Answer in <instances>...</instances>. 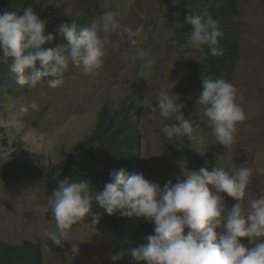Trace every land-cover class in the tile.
<instances>
[{
  "label": "rangeland",
  "instance_id": "374dc122",
  "mask_svg": "<svg viewBox=\"0 0 264 264\" xmlns=\"http://www.w3.org/2000/svg\"><path fill=\"white\" fill-rule=\"evenodd\" d=\"M30 1L42 20L48 22L62 13L65 17L58 16L54 24L75 20L80 26L96 25L101 37L106 35L99 31V26L107 10L116 12L125 27L142 31L133 38L137 41L135 45L126 35L123 39L108 35L103 66L98 73L85 76L70 65L63 76L64 84L58 88H50L48 80H42L36 88L14 83L0 91V239L40 243L46 264H120V260L113 261L111 256L123 252V240L125 243L128 232L115 238L106 235L100 217L94 226L88 225L90 216L85 220L88 224L73 225L63 247L45 241L44 232L55 230L48 203L50 196L45 189V178L31 174L25 163L31 161L59 171L66 154L92 133L102 106L119 109L127 106L133 95L137 102L134 111L142 109L141 153L148 159L147 171L155 182L163 187L169 180L175 183L184 167L189 170L203 167L190 154L177 149L164 154L161 147L163 138L181 149L188 143L194 155L221 145L212 136L207 120L196 116L202 78L194 74L192 63L201 62L204 52L172 37L176 26L186 20L184 11L188 15L197 14L208 4L204 0H101L93 13H88L92 0ZM217 1L208 0L210 4ZM237 12L234 26L240 55L228 81L238 90L237 102L247 119L238 125L235 143L231 147L221 145L223 155L217 161L226 170L233 164L252 169L247 201L264 194V0H240ZM69 14L75 18H67ZM62 46L67 47L68 42ZM140 50L143 57L137 55ZM121 60L124 65L118 64ZM164 90L183 105L181 111L185 117L193 120L191 139L186 136L168 139L161 132L164 125L176 123L174 117L164 120L151 111L157 95ZM31 102L37 103L38 110L20 113L21 104ZM221 195L226 207L231 209L236 201L226 193ZM139 221L147 222L134 217L126 227L131 229ZM150 225L154 228V224ZM151 234L154 233L140 230L142 244L147 243L146 237ZM241 242L250 246L248 238H241ZM73 244L80 250L76 255L71 252Z\"/></svg>",
  "mask_w": 264,
  "mask_h": 264
},
{
  "label": "clouds",
  "instance_id": "9594fccd",
  "mask_svg": "<svg viewBox=\"0 0 264 264\" xmlns=\"http://www.w3.org/2000/svg\"><path fill=\"white\" fill-rule=\"evenodd\" d=\"M97 2L101 3V0ZM199 12L189 15L183 12V16L187 15L185 24L191 26V31L186 33L187 45L197 50L206 45L211 55H223L224 49L219 47L223 38L220 21L209 13ZM58 16L65 17L60 13L46 22L34 12L32 5L24 8L22 14L16 11L0 13V64L8 66L19 86L36 88L43 78L51 77L47 81L48 87L58 88L64 84L63 76L70 65L85 76L98 73L103 66L108 35L115 34L122 39L126 35L135 45L137 41L133 38L142 31L141 28L134 31L125 27L117 19L116 12L107 10L99 26V31L106 34L104 37L99 35L96 25L85 27L71 20L57 27L68 46L45 48L43 46L54 39L51 34L45 35V28L54 27L53 22ZM97 18L100 19L99 12ZM137 55L143 57V50ZM196 64L194 74L202 78V91L195 104L196 116L207 120L211 134L219 144L231 147L236 140L238 125L247 119L237 102L238 90L229 79H224L225 76L209 75L201 62ZM26 70H31L30 74L26 75ZM156 101L151 111L164 120L174 117L176 121L161 128L164 136L191 139L193 120L185 117L181 111L183 105L166 90L157 95ZM29 109L38 110L37 103L21 104L19 111L24 114ZM187 147L188 143L184 149ZM187 151L191 153L192 149ZM215 164L198 170L184 167L182 176H177L175 183L169 180L163 187L149 181L142 173L128 175L125 169L112 170L111 182L95 195L86 182L61 180L48 201L55 230L44 232L45 241L51 240L63 247L73 225L86 223L89 216L91 224H86L94 226L99 223V217L92 212L95 201L108 215L119 212L121 216L143 218L154 224V234L146 237L147 243L128 250L138 262L264 264V194L246 201L252 169L233 164L230 170H226ZM222 193L236 201L231 209L226 207ZM241 238H248L250 246L242 243ZM44 246L48 248L47 243ZM79 251L78 245L73 244L72 254ZM123 255L124 252L114 253L111 259L118 261Z\"/></svg>",
  "mask_w": 264,
  "mask_h": 264
},
{
  "label": "trees",
  "instance_id": "16d2710c",
  "mask_svg": "<svg viewBox=\"0 0 264 264\" xmlns=\"http://www.w3.org/2000/svg\"><path fill=\"white\" fill-rule=\"evenodd\" d=\"M239 1L218 0L215 4H210L208 0H204L203 3H207L208 6H203L204 10L199 12V14L209 13L213 18L220 21V30L223 32V38L219 41V47L224 49L223 55L213 56L206 45L202 46L205 54L201 61L202 68L209 75L225 76V80L231 78L237 58L240 55L234 26V18L238 13L237 5ZM31 5L30 0H0V13L13 10L18 14H22L23 9ZM96 7L97 0H93L87 12L93 13ZM185 17H187L186 14ZM67 18L75 17L69 15ZM55 27H58V24H55L54 27L48 26L45 28V35L51 34L54 39L43 47L55 48L67 43L66 39L60 36ZM175 30L176 34L172 36L173 39L187 45L188 37L186 33L191 31V26L186 25L185 21H183L176 26ZM118 64L124 65V60L119 61ZM192 65L196 69L197 64L192 63ZM37 67H39L38 63ZM30 72L31 70H26V75L30 74ZM49 79L51 77L43 78L42 80L45 82ZM14 83H16L14 74L9 72L7 65L0 64V91H3L5 87L13 86ZM128 102L127 106L123 105L119 109H111L108 105L102 106L92 133L66 154L64 163L59 171L54 168L41 167L31 161L25 163V168L31 174L45 178V189L49 196L58 187L59 181L65 179L88 183L91 192L95 195L102 191L107 183L111 182V171L119 169H125L128 175L142 173L146 179L155 182L149 175L151 172L147 171V169H150L148 167V159L143 157L140 149L142 109H135L134 111L137 102L133 95L130 96ZM163 140L162 153L166 154L177 149L181 153L192 155L194 160H197L203 167L209 168L212 163L216 165L215 163H218L217 158L223 155L219 146H215V150L206 151L202 156H196L187 151L188 147L186 148L187 150L181 149L175 142L166 141L165 138ZM217 152L219 155H217ZM92 212L102 220L104 225L102 230L106 235L115 238V236L125 235L128 232V236L125 237V243L123 240L125 249L123 250L124 255L120 259V264H146V262L134 260L128 250L142 245L141 229L146 230L148 233H153L154 228L149 222L139 221L138 225L128 229L126 225L134 217L121 216L119 212L115 215H108L95 201H93ZM119 251H121V247ZM0 264H46L42 245L29 239L19 243H11L0 239Z\"/></svg>",
  "mask_w": 264,
  "mask_h": 264
},
{
  "label": "bare ground",
  "instance_id": "6f19581e",
  "mask_svg": "<svg viewBox=\"0 0 264 264\" xmlns=\"http://www.w3.org/2000/svg\"><path fill=\"white\" fill-rule=\"evenodd\" d=\"M183 40H184V39H183ZM184 43H185V41H184ZM228 60H229V59H228ZM235 60H236V59H235ZM228 63H229V62H228ZM126 110H127V109H126ZM120 111H121V110H120ZM117 116H118V115H117ZM121 118H122V117H121ZM124 123H125V122H124ZM125 124H126V123H125ZM131 131H132V130H131ZM132 134H133V133H132ZM132 134H131V135H132Z\"/></svg>",
  "mask_w": 264,
  "mask_h": 264
}]
</instances>
